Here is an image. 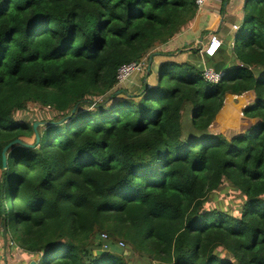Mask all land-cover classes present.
<instances>
[{
  "label": "trees",
  "instance_id": "16d2710c",
  "mask_svg": "<svg viewBox=\"0 0 264 264\" xmlns=\"http://www.w3.org/2000/svg\"><path fill=\"white\" fill-rule=\"evenodd\" d=\"M242 11L210 58L220 82L166 61L110 104L119 69L191 26L195 0H0L2 237L39 264H131L125 248L158 264H264V0ZM233 104L246 125L226 138L212 128ZM30 105L53 117L29 120ZM15 140L32 147H11L4 169ZM227 187L242 203L211 209Z\"/></svg>",
  "mask_w": 264,
  "mask_h": 264
},
{
  "label": "crops",
  "instance_id": "0c3cea01",
  "mask_svg": "<svg viewBox=\"0 0 264 264\" xmlns=\"http://www.w3.org/2000/svg\"><path fill=\"white\" fill-rule=\"evenodd\" d=\"M244 2L245 0H210L207 3L206 8L197 13L192 26L183 29L178 36H176L166 45L158 46L154 49L158 52H152L154 56L151 58L150 62H154V65H156L154 66L156 67L155 71L152 70V68L150 69L152 71V76L157 75V68L163 62L175 61L177 63H186L187 57H189V55H191L193 52H186L185 54L181 55L180 58L170 56L166 57L162 56L161 54L166 52H174L177 49L186 48L187 46L193 47L200 42L206 44L209 36L213 33H216L222 42L224 40L222 37H231L235 32L233 31L232 27L235 25H240L239 27H241L243 19L242 8ZM229 19H231L233 22L229 23ZM232 43L233 42H231V45ZM155 58L160 59H158L156 62ZM189 63L193 64L194 62L190 61ZM216 63L217 61H215L213 65ZM205 64L208 67H213L210 66V59H208L207 62L205 61ZM194 65L201 67L200 64L194 63ZM240 110L241 108L235 106L234 104L227 105L225 110V120L227 119L226 115L230 112L239 113L238 116H240ZM244 125L246 124L244 123ZM40 260L41 256L32 259L27 253H23L16 246H13L10 241L4 237H0V264H29L32 261L36 262V264H39Z\"/></svg>",
  "mask_w": 264,
  "mask_h": 264
},
{
  "label": "rangeland",
  "instance_id": "374dc122",
  "mask_svg": "<svg viewBox=\"0 0 264 264\" xmlns=\"http://www.w3.org/2000/svg\"><path fill=\"white\" fill-rule=\"evenodd\" d=\"M231 22H233V21H231V19H229V23H231ZM189 27L190 26H187L184 29L189 28ZM236 33L237 32H234L232 34V36L228 37V38L222 37V38H224L223 42H224L226 48L228 47L229 44H230L229 47H232L231 42L234 43V40H235L234 37H235ZM197 45L199 46V43H197ZM154 49L151 52L154 53V51H155ZM227 50H228V48H227ZM155 52H158V51H155ZM230 52L231 51H228L229 55H230ZM181 55H183V54L179 53V54H177V57L180 58ZM158 59H160V58H155V61L157 62ZM207 60H208V57L204 56L203 53L202 54L201 53L194 54V55L191 54V55H189V57H187L186 63L188 62L187 64H191V63H189L191 61V62H194L195 64H200L202 66V69H203V64L205 61L207 62ZM214 60L215 59H210V66H214L213 65L215 63ZM194 63L192 65H194ZM145 65H146V69H145L146 71H148V69H151V68L154 71L156 69V67H154V66H156V65H154V62L153 63L150 62L149 64L147 63ZM146 71H144L143 73L133 74L130 76V78L126 82H124L120 85H117V87L110 94L116 93V92H119V93H118L117 97L113 101L110 102V104L115 102V101H121L122 99H124V97H125V94L123 93L124 91L128 92L129 94H133V95L137 94L139 92V90L141 89L142 81L146 76V74H145ZM157 72H158V68H157ZM147 82L151 85H154L156 83V75H153V76L151 75L150 77H148ZM238 115H239V113H232V112L228 113L226 115L227 121H225L224 124H222L221 126H220V124L214 125L212 128V131L213 132H222L226 136V138H232L234 136H237L242 131V127L245 126L244 123L240 120L238 121V123H236L235 120H236V116H238ZM24 117H27L29 120L51 119L53 117V114H52V112H50L46 109H43L39 106L30 105V109H29L27 114H24ZM40 121H38V123ZM241 203H242L241 195L233 192L231 189H229L227 187L223 192L216 193V198L211 201L210 207H211V209L215 208V206L232 208L234 206H239ZM13 225L15 226L14 222H13ZM124 250L126 252V260H128V262L131 260V264H150V263L151 264H158L157 262H155L151 259H146L150 263L141 259L138 254L132 253L129 249L125 248Z\"/></svg>",
  "mask_w": 264,
  "mask_h": 264
},
{
  "label": "built area",
  "instance_id": "2783aa9c",
  "mask_svg": "<svg viewBox=\"0 0 264 264\" xmlns=\"http://www.w3.org/2000/svg\"><path fill=\"white\" fill-rule=\"evenodd\" d=\"M209 1L210 0H195V5L198 9V13L206 8L207 3ZM232 29H233V31L237 32L239 30V26L235 25L232 27ZM222 45H223V42L218 37V35L216 33L211 34L209 36L206 44H204L203 42L199 43V47L201 49L200 53L201 54L203 53L204 56H206V57L214 58V57H216V55L220 51ZM145 64H147L146 57L142 58L139 63H132L130 65H123L118 71V75H117L118 85L126 82L130 78L131 75L143 73L144 71H146L145 70L146 69ZM203 72H204L205 79L210 83H218L219 81H221V79L224 76L223 73L216 74L213 67H208L205 64V62L203 64ZM2 236H3V233H0V237H2ZM102 239L104 241L107 240V235L103 234ZM118 246L120 248H123L124 243L120 242L118 244ZM102 248L104 251L108 250L106 245L102 246Z\"/></svg>",
  "mask_w": 264,
  "mask_h": 264
},
{
  "label": "water",
  "instance_id": "95a60500",
  "mask_svg": "<svg viewBox=\"0 0 264 264\" xmlns=\"http://www.w3.org/2000/svg\"><path fill=\"white\" fill-rule=\"evenodd\" d=\"M224 66H225V63L224 62H218L216 63L214 66H213V69L215 71L216 74H220V73H224L223 72V69H224ZM75 111L73 110L72 114L74 113ZM42 125V123H35L34 124V130H35V133H36V141L37 143L39 142V136H38V132H37V128ZM17 145H20V146H24V147H32L28 144H25L23 143L21 140H15L13 142H11L8 146H6L2 152V165H3V168L5 169L6 166H7V152L8 150L13 147V146H17ZM102 254V252H99ZM29 264H36V262L32 261L30 262Z\"/></svg>",
  "mask_w": 264,
  "mask_h": 264
},
{
  "label": "clouds",
  "instance_id": "9594fccd",
  "mask_svg": "<svg viewBox=\"0 0 264 264\" xmlns=\"http://www.w3.org/2000/svg\"><path fill=\"white\" fill-rule=\"evenodd\" d=\"M240 28V27H239ZM197 45V44H196ZM196 45H194V46H196ZM223 46V45H222ZM200 48V47H199ZM222 48V47H221ZM201 50V49H200ZM221 50V49H220ZM201 52V51H200ZM208 59H210V57H208ZM150 60H151V58H150ZM223 72H224V69H223ZM223 74H225V72L223 73ZM222 80V79H221ZM220 82V81H219Z\"/></svg>",
  "mask_w": 264,
  "mask_h": 264
}]
</instances>
